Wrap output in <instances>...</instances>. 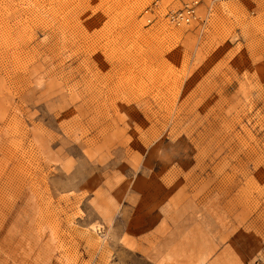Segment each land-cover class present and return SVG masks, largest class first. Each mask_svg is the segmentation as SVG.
I'll return each mask as SVG.
<instances>
[{
  "label": "rangeland",
  "instance_id": "obj_1",
  "mask_svg": "<svg viewBox=\"0 0 264 264\" xmlns=\"http://www.w3.org/2000/svg\"><path fill=\"white\" fill-rule=\"evenodd\" d=\"M0 0V264H264V0Z\"/></svg>",
  "mask_w": 264,
  "mask_h": 264
},
{
  "label": "built area",
  "instance_id": "obj_2",
  "mask_svg": "<svg viewBox=\"0 0 264 264\" xmlns=\"http://www.w3.org/2000/svg\"><path fill=\"white\" fill-rule=\"evenodd\" d=\"M227 1L231 0H184L178 8H164L163 10L158 8L155 1L142 9L141 16L145 23H152L161 18L166 24L174 27L186 26L198 22L200 8L209 12L215 5Z\"/></svg>",
  "mask_w": 264,
  "mask_h": 264
},
{
  "label": "bare ground",
  "instance_id": "obj_3",
  "mask_svg": "<svg viewBox=\"0 0 264 264\" xmlns=\"http://www.w3.org/2000/svg\"><path fill=\"white\" fill-rule=\"evenodd\" d=\"M199 12V11H198Z\"/></svg>",
  "mask_w": 264,
  "mask_h": 264
}]
</instances>
